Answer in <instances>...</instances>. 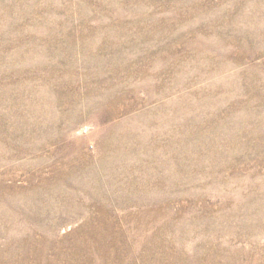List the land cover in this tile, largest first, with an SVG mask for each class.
<instances>
[{
    "label": "rangeland",
    "instance_id": "obj_1",
    "mask_svg": "<svg viewBox=\"0 0 264 264\" xmlns=\"http://www.w3.org/2000/svg\"><path fill=\"white\" fill-rule=\"evenodd\" d=\"M0 264H264V0H0Z\"/></svg>",
    "mask_w": 264,
    "mask_h": 264
}]
</instances>
